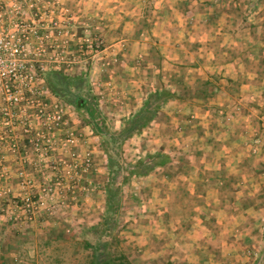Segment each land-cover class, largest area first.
Instances as JSON below:
<instances>
[{
  "label": "rangeland",
  "instance_id": "1",
  "mask_svg": "<svg viewBox=\"0 0 264 264\" xmlns=\"http://www.w3.org/2000/svg\"><path fill=\"white\" fill-rule=\"evenodd\" d=\"M61 1L71 11L78 35L88 33L92 41L93 36L99 33L104 39L105 50L101 55L88 54L89 62L85 69L77 67L69 71L48 69L43 77L48 87H50L49 76H47L49 71L58 72L59 76L55 78L63 77L62 82L66 77L74 78L75 85L80 86V89L72 90L71 88L72 95H83L87 99L86 107L77 108L65 99L66 97L73 98V96L64 95V98L50 87L58 100L72 107L69 109L72 114L71 124L75 125L81 136V141L74 146L75 152L84 153L86 149L94 152L93 168L87 174V179L91 180L92 184L82 185L86 189L82 186L70 190L66 188L67 207L51 216L44 215L36 221L28 220L24 210L14 207V202L20 201L19 197L13 199L11 195L4 203L1 199L3 196L0 195V264H91L92 251L85 247L86 241L91 244L100 241L109 242L111 246L108 250L125 253L134 264H170L169 256L177 254H169L166 248L157 251L148 249L151 245L147 242L151 241V235L159 236V233L155 231L157 229L155 226L152 230L150 227L146 228L149 218L145 206L149 203L147 202L149 199L156 198L153 196L156 188L153 191L148 183H145L146 176L150 174L145 176L132 174L133 168L127 169L126 164L132 163L134 167L149 155L163 153L170 157V165L166 166L168 172L175 170L176 167L173 168V165L184 162L183 157L176 155L175 151H182L180 147L192 150L194 146H199L200 141L201 144L211 141V138L202 136V132L197 128L200 122L198 111L200 107L205 106L209 116L222 115L224 113L217 103H225L228 108V104L232 102L228 103V97L232 96L236 98L238 102H235L238 105L234 108L235 111H231L233 114L241 115V111L246 108L241 105L240 100L244 102L251 94L253 96H250V99H255L252 90L245 89L244 85L251 82L250 77L255 78L257 85L263 81L260 75L256 77L248 75L247 72H253L255 67L252 68V66L256 65L257 60H244L238 54L242 45L233 44L236 43L234 39L264 37V24L259 23L264 19V13L259 10L264 0H136L137 2H134L138 4L139 9L141 8L140 18L143 23L144 21L150 22L151 20L145 17L149 18L156 10L158 11L156 17L161 15L165 18V13L174 11V7L182 11L183 17L186 18L183 26L165 27L171 34L174 31L186 36L185 38L184 36L179 37L181 39L179 43L174 44V42L164 40L161 44L158 41L161 40L159 35L158 37L150 35L152 40L149 39L150 42L146 47L142 45L143 43H126L123 40L110 42L120 35H122L121 39H127L123 37L129 32L127 28L124 27V31L121 26L117 28L111 24L112 4L125 0H109V9L104 7L103 12L98 11L97 7L102 2L101 0H83L86 4L85 9H83L84 6L80 8L81 0ZM80 16L82 18L79 19ZM160 21L165 20L162 18ZM145 27L146 25L142 26V29ZM137 30L135 34L139 32L137 35L139 37L143 31L141 28ZM229 43L231 45H228ZM259 48L261 47L253 41L248 43V49L254 50L257 54L258 52L260 54ZM165 52H170L171 59L165 56ZM125 55L128 63L126 67L123 66ZM168 62L169 67H167ZM260 68L264 69V64ZM115 69H117L116 72L113 71ZM139 70L145 74L141 90L131 87V82L127 80L142 78ZM207 80L212 84L206 85ZM151 83L153 87L150 86ZM144 84L148 86L144 87ZM116 85L120 87L117 88ZM62 86L66 87V83L64 82ZM143 87L149 90L144 92ZM163 87L172 91H179L185 87L188 93H184V96L188 99H173L168 103L178 100L189 105L184 109L182 107L181 110L177 108L171 115L164 111L168 103L162 107L156 119L148 126L151 127L153 123L157 124L154 126L156 128L154 133L144 137L146 142L143 139L140 141L136 139L138 143H131V139L140 135L148 128L146 127L142 132L125 141L121 147L122 154L118 158L124 170L111 172L109 157L102 148V137L94 130L90 122L94 118V126L105 124L111 130L119 131L126 120L136 113L133 107L136 104L135 100H142L140 110L148 92ZM113 88L114 92H109ZM204 89H208V92L212 94L211 97L204 98ZM116 91L118 94L114 95ZM224 100L227 101L224 102ZM233 107L232 104L231 109ZM175 117L179 119L174 120ZM212 124L209 122L210 126ZM116 151L117 149L113 156L117 160ZM110 182L120 185L122 205L117 215H114V220H112L114 222L106 227L103 224L108 213L105 187ZM1 189L0 187V192ZM208 189L212 190L209 187ZM187 198L188 202L185 204L192 207V197ZM186 210L182 212L184 217L185 215L190 216L192 209ZM141 215H143L142 218H140ZM189 218L185 217L187 223H189ZM162 221L163 225L169 222L166 219H156V225ZM228 239H232L230 232ZM158 240L160 245L163 242L164 245L167 243L164 238ZM195 255L198 254H192V256ZM180 256L183 258L187 255L181 251ZM226 256L224 259H228V264H264V245L256 249L251 244L244 252L228 250Z\"/></svg>",
  "mask_w": 264,
  "mask_h": 264
},
{
  "label": "crops",
  "instance_id": "2",
  "mask_svg": "<svg viewBox=\"0 0 264 264\" xmlns=\"http://www.w3.org/2000/svg\"><path fill=\"white\" fill-rule=\"evenodd\" d=\"M101 1L97 6L98 11L103 12L104 7H108V10L109 0ZM125 1H116L112 4L111 24L117 28L119 26L127 28L126 30L129 32L123 36L127 39H121L122 35H120V37L113 38L110 42L123 40L126 43H143L142 45L146 47L150 42L149 39L152 40L150 35L152 37L156 35L158 37L159 35L161 40H156L161 44L164 40L176 44L181 41L179 37H186L174 31L171 34L170 31L165 29L166 26L167 28L183 26L186 18L183 17L184 13L179 9L174 7V11L165 13V18L161 15L156 17L158 13L156 10L149 18L145 17V19L151 21H144L143 23L140 18L141 8L139 9L136 3L138 0ZM84 3L83 0L80 1V8L84 6L83 9H85L86 4ZM259 10L264 13V3L260 5ZM78 18L80 19L82 16ZM162 18L165 20L164 22L160 21ZM142 23L146 25L144 29H142V26L145 25ZM259 23L264 24V19L260 20ZM140 28L143 32L138 37L139 32L136 35L135 31ZM173 36L174 38H172ZM234 41L236 43L233 45L238 46L239 43L240 46L242 45L238 50V54L244 60H257L256 65H258V68L254 64L255 66H252V68L255 67L253 72H247L248 75L256 77L260 75L263 81L257 85L255 78L250 77L251 82L244 85L245 89L252 90L255 99H250V96L253 95L249 92L251 95H248L244 102L240 100L241 105L246 108L241 111L240 116L232 112L235 111L234 108L238 105L235 102L237 101L236 98L234 99L232 96H230L232 100L228 97V103L232 101L230 103L231 106L234 105L233 109H231L230 103L228 108L225 103H217L224 113L223 116H209L207 108L205 106L200 107L198 109L200 122L197 128L202 132V136L211 138V141L202 144L200 141L199 146H194L192 150H185L186 148L180 147L182 151L177 150L175 154L183 157L184 162L182 164L173 165V168L176 167V169H172L171 172H168L166 167H158L145 178V183H148L151 190L154 191V188H156L153 193L156 198L149 199L147 201L149 203L145 206L150 221V223L149 221L146 222V228L149 229L150 227L152 230L155 226L157 228L155 231L159 233L157 237L151 235V241L147 242L148 245H151L148 249L157 251L166 248L169 254H177L169 256L168 262L170 264H228V259H224V256L227 257L226 254L228 255V250L244 252L251 244L256 249L260 245H264V69L260 68L264 64V37H247L246 39H234ZM252 41L258 47H261L259 48L260 54L252 50L254 48L248 49V43ZM231 42L233 43L232 40ZM228 45H231V43ZM169 53L165 52V56L171 59ZM125 57L126 55L124 56L123 66L126 67L128 63ZM168 64L170 63H167V67H169ZM172 66H174V62H172ZM113 71L116 72L117 69ZM241 73L244 74V72ZM140 75H142V78L127 79L131 82V87L137 90H141V85L144 83L143 79H145V74L142 71H140ZM147 86V84H144V87ZM150 86L153 87V83ZM116 87L119 88L120 86L116 85ZM144 87V92L149 90L148 88L144 89ZM109 92H114V88ZM115 94H118V92L116 91ZM141 101L136 99L135 106L132 104L136 109L134 112H137L141 107L143 103ZM226 101L224 100V102ZM188 105L178 100L171 101L164 111L171 115L177 108L181 110L182 107L184 109ZM216 107L218 108V106ZM177 119L179 118H174V120ZM209 122L213 123L212 126L209 125ZM156 125V123H153L140 135L132 138L131 143H138L137 141L141 139L146 142L144 137L152 135L156 130L154 127ZM136 139L138 140L136 141ZM204 140H207V138H204ZM8 160L10 173L14 174L18 168V162L15 161L13 156H9ZM229 161L232 163L229 164ZM208 187L212 190H209ZM10 190L12 195L19 193V186L15 180L10 182ZM0 195H2L1 192ZM189 196L192 197V200L190 199L192 207L185 204L188 202L187 197ZM7 198L9 197L5 196L4 198L3 196L1 199L5 203ZM185 208L187 210L192 209L190 216L185 215V217H190L189 223L186 222L182 213L183 210H186ZM142 217L143 215L140 216V218ZM156 219H166L169 222L167 221L166 224L164 221L165 224L163 225L162 221L159 225H156ZM153 222L155 224H152ZM229 227L230 229H228ZM229 232L232 235L231 240L228 239ZM162 238H164L165 243L167 242L165 245L164 242L160 245L158 239L162 240ZM181 251H184L187 256L180 258ZM194 253L198 255L192 256Z\"/></svg>",
  "mask_w": 264,
  "mask_h": 264
},
{
  "label": "built area",
  "instance_id": "3",
  "mask_svg": "<svg viewBox=\"0 0 264 264\" xmlns=\"http://www.w3.org/2000/svg\"><path fill=\"white\" fill-rule=\"evenodd\" d=\"M73 20L61 0H0V187L10 197L16 181L14 207L31 221L65 209L66 188L92 184L94 152H75L81 136L72 107L43 78L48 69H85L88 54L105 50L101 34L78 35ZM9 156L18 162L14 174Z\"/></svg>",
  "mask_w": 264,
  "mask_h": 264
},
{
  "label": "trees",
  "instance_id": "4",
  "mask_svg": "<svg viewBox=\"0 0 264 264\" xmlns=\"http://www.w3.org/2000/svg\"><path fill=\"white\" fill-rule=\"evenodd\" d=\"M46 74V73H45ZM44 74V75H45ZM58 72H48V83L50 87L53 89L55 93L63 96H73V98L68 99L65 98L68 102L73 103L77 108H84L87 106V99L83 95H72L73 89H80V86L75 85L76 80L74 78H64L63 82L61 79H56L55 76H59ZM50 78V79H49ZM66 83V87L62 86L63 83ZM206 85H211L212 82L207 80L205 82ZM60 85V88H59ZM62 86V87H61ZM72 88V90H71ZM70 89V91H69ZM205 95L204 98L207 99L211 97L212 94L208 92V89L203 90ZM184 93H188V90L183 87L179 91H172L167 88H157L154 91H149L147 94V98L142 106V108L137 111L134 115L126 120L123 127L119 131H113L109 127H106L105 124L93 125V120L91 125L94 130L99 133L102 137V148L105 153L109 157V167L111 172L113 170L120 172L124 170V166L120 164L118 158L121 156L123 149L121 148L123 143L135 135L139 134L146 127L150 125V123L156 119L159 114V111L162 107H164L170 100L173 99H188L184 96ZM96 121V120H95ZM115 149H117L116 157L114 158L113 153H115ZM170 157L165 154H155L149 155L146 159L140 160L137 164L132 167V163H128L127 169H132V174L136 175H148L153 170L158 167H166L170 165L169 161ZM114 172V171H113ZM106 191V207H107V215L104 218L103 224L108 227L111 222L114 221V215H117L119 210L121 209V187L116 182H110L105 187ZM109 242H98L96 244H91L90 242H85V247L91 249V264H134L125 253L120 251L111 252L108 250Z\"/></svg>",
  "mask_w": 264,
  "mask_h": 264
}]
</instances>
